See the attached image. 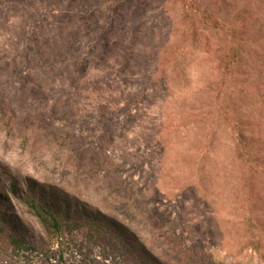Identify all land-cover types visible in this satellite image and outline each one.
Returning <instances> with one entry per match:
<instances>
[{
	"label": "rangeland",
	"instance_id": "1",
	"mask_svg": "<svg viewBox=\"0 0 264 264\" xmlns=\"http://www.w3.org/2000/svg\"><path fill=\"white\" fill-rule=\"evenodd\" d=\"M11 180L120 222L159 264H264V0H0ZM6 197L0 264H142Z\"/></svg>",
	"mask_w": 264,
	"mask_h": 264
},
{
	"label": "trees",
	"instance_id": "2",
	"mask_svg": "<svg viewBox=\"0 0 264 264\" xmlns=\"http://www.w3.org/2000/svg\"><path fill=\"white\" fill-rule=\"evenodd\" d=\"M26 186L24 194L14 180L10 181L6 192L0 189V209L9 203L6 195L12 196L31 210L51 238L62 240L68 235L83 232L88 238L115 242L122 256H128L138 263L159 264L120 222L96 212H88L84 204L69 199L56 187L34 181H28ZM4 223L8 224L5 218H0V224ZM10 238L17 252L30 250V245L18 236V232L13 231Z\"/></svg>",
	"mask_w": 264,
	"mask_h": 264
}]
</instances>
